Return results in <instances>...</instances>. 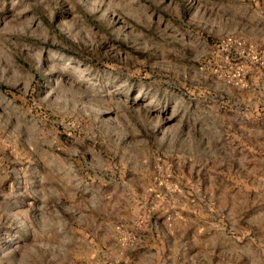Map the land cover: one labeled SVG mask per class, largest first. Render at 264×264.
I'll return each mask as SVG.
<instances>
[{"label":"rangeland","instance_id":"374dc122","mask_svg":"<svg viewBox=\"0 0 264 264\" xmlns=\"http://www.w3.org/2000/svg\"><path fill=\"white\" fill-rule=\"evenodd\" d=\"M0 264H264V0H0Z\"/></svg>","mask_w":264,"mask_h":264}]
</instances>
